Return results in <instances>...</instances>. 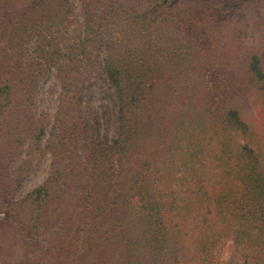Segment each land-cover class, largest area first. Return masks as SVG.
<instances>
[{
    "label": "trees",
    "instance_id": "16d2710c",
    "mask_svg": "<svg viewBox=\"0 0 264 264\" xmlns=\"http://www.w3.org/2000/svg\"><path fill=\"white\" fill-rule=\"evenodd\" d=\"M0 264H264V0H0Z\"/></svg>",
    "mask_w": 264,
    "mask_h": 264
},
{
    "label": "rangeland",
    "instance_id": "374dc122",
    "mask_svg": "<svg viewBox=\"0 0 264 264\" xmlns=\"http://www.w3.org/2000/svg\"><path fill=\"white\" fill-rule=\"evenodd\" d=\"M59 92V85L53 76H48L40 85V93L38 100V108L41 111L48 113L52 116L56 110L57 106V96ZM105 105L109 106V112L103 115L101 110V125L102 132L107 136H112L116 127L115 119V107L111 106L107 102H103ZM98 105V102H95ZM254 115L256 119L260 121V111L255 108ZM49 161L48 155L44 156L41 161L34 167V169L24 177L22 181L21 194H24L33 188L41 185L47 178L49 174ZM232 251L231 241H228L222 250L221 258L227 260Z\"/></svg>",
    "mask_w": 264,
    "mask_h": 264
}]
</instances>
